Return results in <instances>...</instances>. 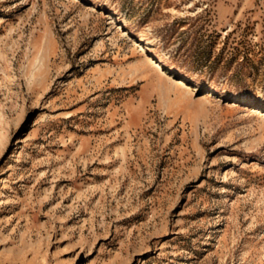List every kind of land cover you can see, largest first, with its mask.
Returning <instances> with one entry per match:
<instances>
[{
  "label": "rangeland",
  "instance_id": "374dc122",
  "mask_svg": "<svg viewBox=\"0 0 264 264\" xmlns=\"http://www.w3.org/2000/svg\"><path fill=\"white\" fill-rule=\"evenodd\" d=\"M0 264H264V0H0Z\"/></svg>",
  "mask_w": 264,
  "mask_h": 264
}]
</instances>
